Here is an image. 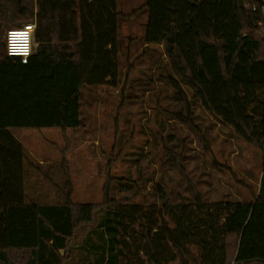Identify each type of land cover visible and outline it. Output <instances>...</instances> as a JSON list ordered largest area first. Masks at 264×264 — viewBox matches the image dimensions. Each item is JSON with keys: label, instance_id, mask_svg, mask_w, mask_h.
Listing matches in <instances>:
<instances>
[{"label": "trees", "instance_id": "obj_1", "mask_svg": "<svg viewBox=\"0 0 264 264\" xmlns=\"http://www.w3.org/2000/svg\"><path fill=\"white\" fill-rule=\"evenodd\" d=\"M264 0H145L144 44L163 45L182 109L192 100L261 154L252 200L208 203L159 188L160 204L77 203L67 152L40 162L12 130L81 124L87 86L122 83L118 0H0V264H264ZM35 23L26 63L8 29ZM208 151L210 147L204 143ZM183 169L173 155L167 163ZM122 180V179H120ZM131 188V181L124 180Z\"/></svg>", "mask_w": 264, "mask_h": 264}, {"label": "rangeland", "instance_id": "obj_2", "mask_svg": "<svg viewBox=\"0 0 264 264\" xmlns=\"http://www.w3.org/2000/svg\"><path fill=\"white\" fill-rule=\"evenodd\" d=\"M118 11L120 86L85 87L77 128H17L13 134L37 159L53 162L67 152L77 203L101 204L108 181L120 204H160L159 188L174 202L188 200L184 178L208 203L252 200L262 173L260 152L209 114L184 84L204 140L177 120L174 113L183 107L167 79L174 72L163 45L142 41L145 0H118ZM173 155L184 173L167 165Z\"/></svg>", "mask_w": 264, "mask_h": 264}, {"label": "built area", "instance_id": "obj_3", "mask_svg": "<svg viewBox=\"0 0 264 264\" xmlns=\"http://www.w3.org/2000/svg\"><path fill=\"white\" fill-rule=\"evenodd\" d=\"M35 27V23H27L21 27L8 29L5 34L7 54L18 57L22 63H26L32 53V39ZM13 49L15 54H13ZM24 52H27V55H24Z\"/></svg>", "mask_w": 264, "mask_h": 264}, {"label": "crops", "instance_id": "obj_4", "mask_svg": "<svg viewBox=\"0 0 264 264\" xmlns=\"http://www.w3.org/2000/svg\"><path fill=\"white\" fill-rule=\"evenodd\" d=\"M152 45H154V44H150V45H148V44H145V46H152ZM20 140V139H19ZM23 143V142H22ZM24 144V143H23ZM34 155V154H33ZM35 156V155H34ZM36 158V157H35ZM37 159V158H36ZM37 160H39L40 162H51L50 160H40V159H37Z\"/></svg>", "mask_w": 264, "mask_h": 264}, {"label": "clouds", "instance_id": "obj_5", "mask_svg": "<svg viewBox=\"0 0 264 264\" xmlns=\"http://www.w3.org/2000/svg\"><path fill=\"white\" fill-rule=\"evenodd\" d=\"M13 54H15V50L13 49ZM24 55H27V52H24L23 53Z\"/></svg>", "mask_w": 264, "mask_h": 264}]
</instances>
